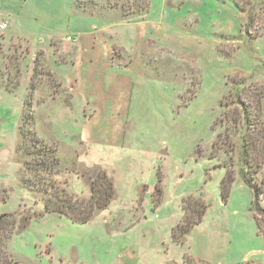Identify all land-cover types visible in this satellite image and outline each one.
Returning <instances> with one entry per match:
<instances>
[{
    "label": "rangeland",
    "instance_id": "rangeland-1",
    "mask_svg": "<svg viewBox=\"0 0 264 264\" xmlns=\"http://www.w3.org/2000/svg\"><path fill=\"white\" fill-rule=\"evenodd\" d=\"M76 2L0 0V17L10 18L0 30V216L14 223L0 227V240L9 239V254L21 264H264L253 211L264 223V140L250 133L259 151L244 174V115L231 85L254 76L253 89L264 91V9L249 35L234 0ZM66 44L72 54L58 57L53 45ZM36 59L32 131L60 159L58 180L83 198L84 174L103 169L116 185L88 224L45 213L46 195L31 189L33 140L20 148L18 129ZM253 89L242 95L252 115ZM191 196L206 212L177 245L173 229Z\"/></svg>",
    "mask_w": 264,
    "mask_h": 264
},
{
    "label": "trees",
    "instance_id": "trees-1",
    "mask_svg": "<svg viewBox=\"0 0 264 264\" xmlns=\"http://www.w3.org/2000/svg\"><path fill=\"white\" fill-rule=\"evenodd\" d=\"M234 2L241 12L248 15L249 25L246 29L249 34L251 29L256 27L254 23H256L257 9H264V0H234ZM38 56H43V54H38ZM37 67L38 60L36 59L32 84L30 85L29 93L26 96L21 116V125L18 129V136L22 138V144L20 145V148L25 144H30L31 138L33 140V144L31 146V158L33 159L31 160V173H33V176L31 177V189L41 191L46 195V198L43 199L45 213L68 218L74 223L88 224L94 219L98 212L109 208L117 194L116 185L112 177L109 176L107 171L103 169H97L96 174H84V176L87 177L88 184L90 183L91 195L89 198H83L70 191L68 181L60 182L58 180V177L64 176L66 174V171H64L65 169L63 170L60 159L55 155L54 152L45 151L46 147L41 146V140L38 137L36 138V133L32 131L33 127L35 126V119L33 115H31V111L34 110L33 99L34 91L36 90L33 80H35L38 74ZM236 78L231 79V85L233 90L232 93H234V96L237 98V104L242 107L244 115V128L242 129L243 144L242 153L240 155V164L243 167L242 171L247 175V172L249 171L245 172V170L249 168L248 165L251 155L250 152L253 151L257 153V151H259L257 145L251 148L250 144H248V141H250L252 144H255L254 142L257 143V141L254 139L255 135L250 133H256L257 136H261L264 140V123L259 122V120L264 117L262 114L264 91L262 90V92L258 94V89H253L256 88L255 86H252L255 79L254 76L239 77L238 79ZM60 86L61 84L59 83V87ZM252 89L256 97L254 98L255 104L253 107L256 109L255 111L257 112H254L257 114L254 113V115L248 113V106H246L242 100V95L244 93L246 94L247 91L249 92ZM232 93L229 96H231ZM229 96L225 99L226 101ZM224 102L223 106L225 105ZM226 118L228 119V117ZM223 126L226 133L230 125L225 122ZM217 140H219V137ZM217 143L218 142H215L214 148L217 147ZM214 153V158L219 157L216 152ZM260 164L261 167L264 168V155L261 158ZM73 173H75V171L69 174ZM227 178H229V176L226 175L222 187L224 198H228L231 191L230 184L232 183V180L228 182L226 181ZM159 188L160 187L158 186L155 192V194H158V197L156 196V203L161 201V188ZM255 207H257L256 204L254 205L253 211L258 235L264 237V223L259 220V217L257 216L259 215L257 213L258 210L257 208L255 210ZM182 209L184 217L182 222L175 227V239H177L176 236L178 233L184 235L194 226H197L201 223L206 212V205L202 200L191 196L184 199ZM10 218L11 216L9 214L1 215L0 227L5 224L8 225L9 223H11V225L14 224ZM8 240H0V264H21L7 251L6 243ZM178 241L181 242V240Z\"/></svg>",
    "mask_w": 264,
    "mask_h": 264
},
{
    "label": "crops",
    "instance_id": "crops-1",
    "mask_svg": "<svg viewBox=\"0 0 264 264\" xmlns=\"http://www.w3.org/2000/svg\"><path fill=\"white\" fill-rule=\"evenodd\" d=\"M73 5H75V8H76V0H74V3H73ZM4 20H7L8 22H9V27H10V18L9 17H7L6 15L4 16V15H2L1 17H0V22H2V21H4ZM9 27H8V29H9ZM7 29V30H8ZM7 30H5V31H7ZM3 32V31H2ZM70 37V36H69ZM73 37V36H72ZM72 37H71V39H72ZM74 39L76 40V38L74 37ZM53 44V43H52ZM55 48H56V50H55V52H56V55L58 56V57H62V54H63V56L65 55V54H69V55H71L72 54V51H70L71 49H72V47L70 48L69 47V45H67L66 44V46L65 47H62V49H58L55 45H53ZM43 54L45 57H46V61H47V65H48V67H49V69H50V71L49 72H51L52 74L55 72V70L53 69V67H52V65L51 64H49V61H48V57L46 56V52L43 50V49H40V51L38 52V54ZM60 53V54H59ZM79 53V49H78V47H77V54ZM75 56H76V54H75ZM61 59V58H60ZM14 62H15V60H14ZM61 63H64V66H68L69 65V63H70V61H67V59H65V62H61ZM11 65H12V63H11ZM61 65V64H60ZM15 68V70H17L18 71V74L16 75V81L18 82V79L20 78V72H21V70H22V67H21V64L19 63V62H17V64H16V67H11V70H13ZM70 68V67H69ZM76 68V67H75ZM17 73V72H16ZM55 74H57L56 72H55ZM58 76H59V78L61 79L60 81V83H61V86H64V82H66V81H64V80H62V77L58 74ZM14 78L12 77V75H11V79H10V83L13 85V82H14V80H13ZM33 79V78H32ZM12 81V82H11ZM15 88H17L18 86H19V82L17 83V84H15L14 83V85H13ZM77 86V85H76ZM27 96V95H26ZM23 111V110H22ZM156 189V188H155ZM158 204H160V202L158 203ZM50 215V214H49ZM183 217H184V213H183ZM183 220V219H182ZM174 230H175V228L173 229V242L174 243H176L177 245L178 244H180V241H178L177 239H175V237H174ZM215 257V254H213V258ZM125 258H127V260H129L130 261V263L131 262H134V256H125ZM210 261H212V259H210ZM214 261V260H213ZM167 262V264H177L174 260H168V261H166ZM195 264H196V262L195 261H193ZM209 263V262H208ZM209 264H211V262L209 263Z\"/></svg>",
    "mask_w": 264,
    "mask_h": 264
},
{
    "label": "built area",
    "instance_id": "built-area-1",
    "mask_svg": "<svg viewBox=\"0 0 264 264\" xmlns=\"http://www.w3.org/2000/svg\"><path fill=\"white\" fill-rule=\"evenodd\" d=\"M8 27H9V22L7 20L0 22V30L1 31L7 30ZM69 39H71V38H69Z\"/></svg>",
    "mask_w": 264,
    "mask_h": 264
}]
</instances>
